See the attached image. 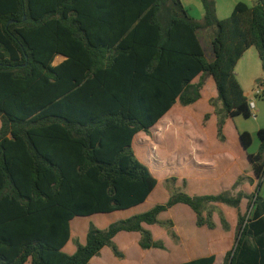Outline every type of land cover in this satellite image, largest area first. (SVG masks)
Listing matches in <instances>:
<instances>
[{
  "label": "trees",
  "instance_id": "trees-1",
  "mask_svg": "<svg viewBox=\"0 0 264 264\" xmlns=\"http://www.w3.org/2000/svg\"><path fill=\"white\" fill-rule=\"evenodd\" d=\"M201 1L198 21L181 0H0V264H92L104 248L123 260L115 242L121 233L139 234L142 251H166L146 226L178 242L174 222L159 217L186 205L198 228L215 230L213 204L238 210L234 246L222 264H264V128L258 152H247L254 177L240 175L232 186L256 184L253 193L191 196L170 177L165 203L104 229L90 222L85 243L75 239L76 251H64L75 218L127 211L150 198L158 180L133 139L176 103H197L207 78L217 88L210 104L220 142L228 119L252 117L236 67L255 48L264 71V0L240 2L224 20L214 0ZM199 31L209 35L212 61ZM58 55L67 60L53 66ZM101 75L103 88H93ZM96 89L100 100H86L98 97L89 94ZM239 138L248 151L252 135ZM219 218L229 232L226 216ZM215 262L210 255L177 264Z\"/></svg>",
  "mask_w": 264,
  "mask_h": 264
},
{
  "label": "rangeland",
  "instance_id": "rangeland-1",
  "mask_svg": "<svg viewBox=\"0 0 264 264\" xmlns=\"http://www.w3.org/2000/svg\"><path fill=\"white\" fill-rule=\"evenodd\" d=\"M181 1L193 18L203 19L204 7L201 0ZM255 1L214 0L217 16L220 20L229 18L238 3L243 2L253 6ZM205 46H207L206 42ZM248 75V77L245 76L244 86L249 91H253L257 83L264 82V71L259 63L257 65L252 64L249 67ZM252 76H258V79L255 80ZM250 99L255 100L257 104V118L253 116L255 112L252 113L251 118L243 116L233 118L227 126L226 132L229 140L226 142L217 140L216 143L210 144L203 141L202 145H196L189 140L196 137L197 131H209L213 136L216 134L217 123L209 121L204 124L203 122L204 112L208 110L206 101L197 103L195 106L197 111L194 108L182 109L175 114L173 121L166 123L165 119L149 133H139L136 137V151L138 158L143 163L148 164L151 172L158 180L155 191L147 203L145 202L136 208L112 214L75 218L71 222L72 240L65 247V252L70 254L72 247L76 248L73 244L75 239L85 243L90 222H93L98 228L104 229L115 221L141 214L153 208L156 204L165 203L170 195L166 188V180L170 177L178 178L177 187L191 196L219 194L225 191L236 195L240 190L248 194L253 193L256 184L250 185L247 182L236 190L232 189L240 175L254 177L243 148L238 143H233L235 131L249 132L252 135L253 145L247 152L256 154L260 147L257 132L259 129L264 128V95L260 98H255V95H252ZM198 110L203 113H199ZM184 130L187 131V134ZM184 179L187 181L186 186L183 185ZM211 207L215 210L214 220L217 223L215 230L198 228L195 213L186 205H178L159 217L160 220L170 219L174 222L175 231L179 237L178 242L172 240L160 226H146L153 233L156 240L165 243L166 251H142L138 246L140 236L134 233H121L116 237V244L125 254V259L115 258L110 249L105 248L102 255L93 258L91 263L177 264L202 256L215 255V264H222L226 253L234 246L238 210L222 204H213ZM246 209L247 200H243L240 211L245 213ZM220 213L226 216L231 225L229 232H225L221 228ZM81 225L82 229H79Z\"/></svg>",
  "mask_w": 264,
  "mask_h": 264
},
{
  "label": "crops",
  "instance_id": "crops-1",
  "mask_svg": "<svg viewBox=\"0 0 264 264\" xmlns=\"http://www.w3.org/2000/svg\"><path fill=\"white\" fill-rule=\"evenodd\" d=\"M191 16V15H190ZM116 17V16H115ZM192 17V16H191ZM193 18V17H192ZM195 20H198V21H201L202 20V18L201 19H196V18H194ZM198 37H199V39H200V42H201V44H202V46L204 47V49L207 51V58H208V60L209 61H212L213 60V54H212V51H211V46H210V39H209V35H208V33L207 32H205V31H199L198 32ZM205 42H206V45L207 46H205ZM67 60V58H65L64 56H61V55H58V56H56V58H55V60H54V62H53V66H59V65H61L62 63H64V61H66ZM257 63H259L260 65H261V67H262V63H261V61H260V58H259V55H258V52H257V50L255 49V48H250L247 52H246V54L243 56V58L238 62V65H237V67H236V76H237V79H238V81L240 82V84H241V86H242V88H243V90H244V93H245V95L248 97V98H250L252 95H255L256 94V90L257 89H259L258 88V84H256V86H255V88L253 89V91H249V90H247L246 88H245V86H244V83H245V76L246 77H248L249 75H248V70H249V67L252 65V64H256L257 65ZM241 70H242V72H241ZM263 70V69H262ZM253 77V76H252ZM200 78H201V74L197 77V78H195V80L193 81V83H198L199 82V80H200ZM255 80L256 79H258V76H255V77H253ZM99 81L96 83V84H92V86H93V88L94 87H99V88H103V86H101V84L99 83L100 81H102V80H105V75H101V76H99V79H98ZM254 80V81H255ZM249 81V80H248ZM262 89H263V91H262V93H261V96L260 97H263V95H264V86H262L261 87ZM101 90H99V89H96V90H91L90 92H89V94H94V95H96V96H98V97H89L88 95H85V96H87V98H86V100H100V92ZM217 96H218V93H217V88H216V84H215V81H214V79L212 78V77H209V78H207L206 79V84H205V86H204V88L202 89V91H201V99L198 101V102H203V101H206L207 102V104H208V110L206 111V112H204L205 113V115L206 114H211V118H210V122H215V123H217V118H216V116L214 115V109H213V107L212 106H210V104H209V102L211 101V100H213V99H216L217 98ZM259 97V98H260ZM255 98H258L256 95H255ZM197 102V103H198ZM251 102H254V104H255V109H254V112L256 113V111H257V104H256V102H255V100H253V99H251ZM197 103H195L194 105H192V106H190V107H182L179 103H176L174 106H173V108L162 118V120H160L153 128H155L161 121H163V120H165L166 119V123H169V122H171V121H173V118H174V116H175V114L177 113V112H179L180 110H182V109H189V108H194V110L195 111H197V109L195 108V106L197 105ZM198 112H199V110H198ZM199 113H203V112H199ZM204 115V116H205ZM204 118V117H203ZM256 118H257V113H256ZM232 119L230 118V119H228L227 121H226V125H225V128H224V133H225V137H226V141H228L229 140V138H228V135H227V132H226V130H227V126L230 124V121H231ZM208 121V122H209ZM207 122V123H208ZM0 124H1V122H0ZM209 125V124H208ZM1 126V125H0ZM153 128L151 129V130H153ZM150 130V131H151ZM207 130H208V126H207ZM184 132L187 134V131L186 130H184ZM239 133H241L240 131H235V135H234V138H235V140L233 141V143H238L239 145H240V147H242L243 148V146H242V144H241V142H240V138H239ZM207 134V135H206ZM138 135V134H137ZM137 135L134 137V139H133V143H132V146H133V149H134V152H135V154H136V156L138 157V154H137V151H136V137H137ZM206 135V136H205ZM196 137L192 140V139H189L191 142L193 141L196 145L197 144H200V145H202V143H203V141H206V142H208V143H210V144H214V143H216V141L218 140V137H217V128H216V134L213 136V135H211L210 133H209V131H197V133H196V135H195ZM225 141V142H226ZM243 152L244 153H246V155H247V151L243 148ZM157 156H159V154H157ZM248 157V156H247ZM140 160V159H139ZM141 161V160H140ZM145 165H147L148 166V164H146V163H144ZM263 189H264V187H263ZM149 200V199H148ZM147 200V201H148ZM147 201H146V203H147ZM242 204V203H241ZM241 207V206H240ZM241 212V211H240ZM246 212V211H245ZM217 224V223H216ZM110 225V224H109ZM108 225V226H109ZM107 226V227H108ZM130 234H133V233H130ZM138 236H139V234H137ZM140 238V237H139ZM115 242H116V238H115ZM69 244V243H68ZM65 249V248H64ZM105 249V248H104ZM103 249V250H104ZM109 249V248H108ZM102 250V251H103ZM65 251V250H64ZM76 251V248H74V247H72V252H70V254H73L74 252ZM111 251V250H110ZM101 255H102V252H101ZM100 255V256H101ZM202 257H205V256H202ZM198 258H200V257H198ZM195 259H197V258H195ZM192 260H194V259H192ZM190 261V260H189ZM187 262V261H186Z\"/></svg>",
  "mask_w": 264,
  "mask_h": 264
},
{
  "label": "built area",
  "instance_id": "built-area-1",
  "mask_svg": "<svg viewBox=\"0 0 264 264\" xmlns=\"http://www.w3.org/2000/svg\"><path fill=\"white\" fill-rule=\"evenodd\" d=\"M263 89L260 87L259 89L256 90V96L257 97H260L261 96V93H262ZM250 109H251V112L253 113L254 112V109H255V104L254 102H250ZM253 116L256 118V113L254 114L253 113Z\"/></svg>",
  "mask_w": 264,
  "mask_h": 264
}]
</instances>
